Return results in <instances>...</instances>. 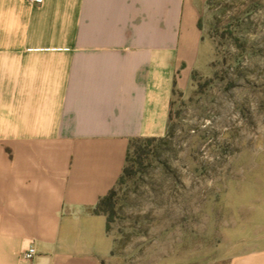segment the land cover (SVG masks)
Masks as SVG:
<instances>
[{
    "label": "crops",
    "instance_id": "1",
    "mask_svg": "<svg viewBox=\"0 0 264 264\" xmlns=\"http://www.w3.org/2000/svg\"><path fill=\"white\" fill-rule=\"evenodd\" d=\"M206 1L0 0V264H105L92 210L130 140L166 133ZM261 197L220 264H264Z\"/></svg>",
    "mask_w": 264,
    "mask_h": 264
},
{
    "label": "rangeland",
    "instance_id": "2",
    "mask_svg": "<svg viewBox=\"0 0 264 264\" xmlns=\"http://www.w3.org/2000/svg\"><path fill=\"white\" fill-rule=\"evenodd\" d=\"M199 13L166 133L113 188L105 264H220L228 230L264 195V0Z\"/></svg>",
    "mask_w": 264,
    "mask_h": 264
},
{
    "label": "trees",
    "instance_id": "3",
    "mask_svg": "<svg viewBox=\"0 0 264 264\" xmlns=\"http://www.w3.org/2000/svg\"><path fill=\"white\" fill-rule=\"evenodd\" d=\"M153 141H155V138H133L130 140L126 153L125 164L117 184L125 183V181L133 175V168L139 162L141 152H144L141 143H145L147 146ZM113 195L112 189L108 192V194L98 200V203L92 212L94 214L104 215L109 221L110 214L113 212Z\"/></svg>",
    "mask_w": 264,
    "mask_h": 264
},
{
    "label": "built area",
    "instance_id": "4",
    "mask_svg": "<svg viewBox=\"0 0 264 264\" xmlns=\"http://www.w3.org/2000/svg\"><path fill=\"white\" fill-rule=\"evenodd\" d=\"M30 2L40 4L42 0H29ZM36 256V250L34 247L28 248L23 254L22 258L27 260V261H32L34 257Z\"/></svg>",
    "mask_w": 264,
    "mask_h": 264
}]
</instances>
